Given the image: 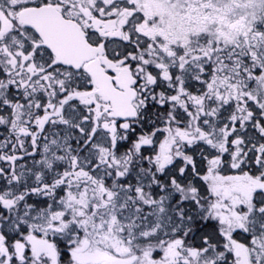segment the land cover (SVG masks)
Returning <instances> with one entry per match:
<instances>
[{
	"label": "snow or ice",
	"instance_id": "snow-or-ice-1",
	"mask_svg": "<svg viewBox=\"0 0 264 264\" xmlns=\"http://www.w3.org/2000/svg\"><path fill=\"white\" fill-rule=\"evenodd\" d=\"M0 264H264V0H0Z\"/></svg>",
	"mask_w": 264,
	"mask_h": 264
}]
</instances>
